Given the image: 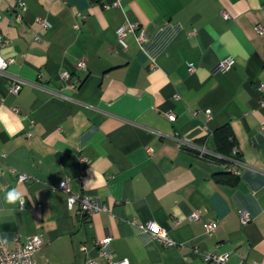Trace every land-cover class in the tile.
I'll return each instance as SVG.
<instances>
[{
	"label": "crops",
	"instance_id": "obj_1",
	"mask_svg": "<svg viewBox=\"0 0 264 264\" xmlns=\"http://www.w3.org/2000/svg\"><path fill=\"white\" fill-rule=\"evenodd\" d=\"M115 1L0 0V57L12 58L0 74V238L12 248L40 234L32 264H107L95 244L106 235L127 264H208L207 252L264 264V0ZM223 125L226 163L177 144L216 153ZM63 179L107 210L68 208ZM13 188L22 207L5 200ZM147 221L175 243L138 226Z\"/></svg>",
	"mask_w": 264,
	"mask_h": 264
},
{
	"label": "built area",
	"instance_id": "obj_2",
	"mask_svg": "<svg viewBox=\"0 0 264 264\" xmlns=\"http://www.w3.org/2000/svg\"><path fill=\"white\" fill-rule=\"evenodd\" d=\"M116 5H118L117 0L113 3V6ZM224 15L227 16L226 13H224ZM43 24L45 25L44 21ZM135 28L136 24L129 22L120 26L117 29L120 41H122L125 31H132ZM254 29L257 33H264V25H255ZM140 39H143V35H140ZM3 43L4 38L0 33V45H2ZM10 62H12V58L3 59L2 57H0V74H6V67ZM232 63L233 59L231 57H226L219 61L217 66L220 68H229ZM77 66L79 68H83L85 67V62L83 60H80L77 62ZM188 70H193V65L191 63L188 65ZM59 79L63 84H69L72 86V84H70V73L68 71H62L59 75ZM21 87L22 81L20 79H12V83L9 85L8 90L10 92L17 93ZM167 117L171 121L175 119L174 113H168ZM177 144L180 147H186L196 151L198 156L201 158H205L206 156H220L217 153H212L208 151L204 144L200 145L193 142L186 143L185 141H182L180 139L177 140ZM14 173L16 174V180L18 182L27 181L30 177V175L23 171H14ZM57 188L65 194L67 206L70 209H72L75 205H78L79 211L86 213L87 215L107 210L104 204L98 203L87 196H82L76 192H72L67 179L59 181ZM238 213L242 224H245L251 220V215L247 210L239 209ZM198 216L199 215L197 211H193L190 215V219H197ZM217 224L218 223L215 220L205 222V231L207 233H212L216 229ZM138 226L141 229L148 231L152 235V237L156 238L165 246L172 245L175 243V241L169 236L168 232L153 221L139 223ZM110 240L111 237L109 235H106L96 241L95 244L98 248V255L102 256L107 262V264H127L128 260L126 258L114 259L113 253L108 248ZM42 244L43 238L38 233L29 235L24 243H16L12 248L7 247L4 241L0 238V264H32L34 262L32 256L34 252L42 246ZM82 248L86 250V245H82ZM204 258L206 259L208 264H227L228 254H215L213 252H207L204 254ZM95 262L96 261L93 257H87L84 264H95Z\"/></svg>",
	"mask_w": 264,
	"mask_h": 264
},
{
	"label": "trees",
	"instance_id": "obj_3",
	"mask_svg": "<svg viewBox=\"0 0 264 264\" xmlns=\"http://www.w3.org/2000/svg\"><path fill=\"white\" fill-rule=\"evenodd\" d=\"M215 140L217 146L216 153L220 156H206L205 158L211 159L214 157L217 160L226 163V160H228L230 157H233V154L231 153V149L234 144L231 131L227 125H223L222 127H219L218 129L215 130Z\"/></svg>",
	"mask_w": 264,
	"mask_h": 264
},
{
	"label": "clouds",
	"instance_id": "obj_4",
	"mask_svg": "<svg viewBox=\"0 0 264 264\" xmlns=\"http://www.w3.org/2000/svg\"><path fill=\"white\" fill-rule=\"evenodd\" d=\"M5 200L8 204L15 205L18 203L22 207L24 205V194L13 188L6 192Z\"/></svg>",
	"mask_w": 264,
	"mask_h": 264
}]
</instances>
